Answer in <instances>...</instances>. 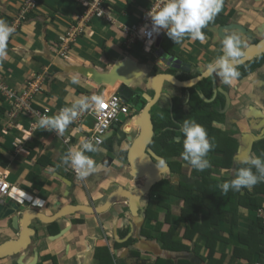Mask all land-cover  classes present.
Instances as JSON below:
<instances>
[{"label":"crops","instance_id":"crops-1","mask_svg":"<svg viewBox=\"0 0 264 264\" xmlns=\"http://www.w3.org/2000/svg\"><path fill=\"white\" fill-rule=\"evenodd\" d=\"M115 1L117 2L116 4L121 7V10H117V13L108 12L111 18L109 21L93 20L91 24L96 28L95 30L97 33L94 31V34L89 38L80 37L77 40L78 35H74V32L72 33L71 30L74 25L72 23L74 15L81 11L76 0H40L38 6L30 14L28 19L23 21L19 27L12 25V22L13 19L19 15V8L23 0H0V20L6 21L15 29L7 43V59L0 62V69L2 70L0 71V81L7 84L9 87L20 88L30 72L41 74L45 80L44 89L49 92L47 98L51 100V112L49 116L58 114L62 108L71 106L76 99L83 96H98L99 98H105L114 93L117 89L116 87L110 88L109 86H100L99 88H95L88 84L87 79L75 72L72 68L73 66L79 65H93L98 70H107V68H110L109 62H115L123 58H131L135 63H144V61H140L134 56L135 51L133 46L137 48L138 46L133 43L127 44L118 26L119 24L124 25L125 23V25H129L140 21L147 13L151 0H130V9H127L128 0ZM237 1L238 0H236L235 3ZM253 1H255L256 6L249 7L251 10L249 13L250 15L241 16V14H248V12L244 13V11L242 13V10L248 8L247 5L250 4L248 2L244 3L246 1H241L235 5V3L233 4V0H226V3L232 6L234 12L223 17L217 15L215 20L203 31L205 34L204 42L193 40L186 35L181 43L174 44V41L167 35H164L167 48L170 51H175L176 47L178 49L182 47L180 56H187L188 63L191 64L188 71L184 69L178 70L177 74L180 79L187 80L185 72H190L195 75L207 68L209 63L214 62L220 57L223 54L222 41L225 35L236 32L241 36L243 45L248 44V39L246 40L243 36L245 32L242 31V29L239 30L235 27L225 28L221 26L223 24L230 25L236 23L245 27V29H248L250 32L252 30L255 31V24L257 23L255 22V18H257L259 24L264 20L262 15L264 9L261 7L258 8L259 5L264 7V0ZM225 7L224 3L221 12L224 13L227 11ZM257 8L260 12L257 11L255 13ZM222 20L224 22H222ZM117 21L119 23L116 27L114 23ZM245 25H248L252 30ZM164 31L166 32V30ZM73 36L76 37L74 40L76 41L75 44L72 43ZM63 38L70 40L65 44L66 49H68L67 57H60L61 55L59 54L60 51H62ZM248 38L251 40V37ZM72 76L79 78L78 84L71 83ZM251 76L252 74H250L249 77ZM216 77L218 83L221 85L223 80L217 74ZM236 80L237 79H235L231 85L237 88L240 84L237 83ZM153 82V79H151L150 89H152ZM167 83L166 85L164 84L167 89L162 87L167 94H176L178 97H182L183 95L187 97L186 95L189 94L188 91H182L181 88L172 85L170 82ZM197 87L200 92L195 91L190 93V97L205 99L202 95V91L207 90L206 86L198 85ZM242 87L244 88L243 83ZM236 88L233 90L235 91ZM38 98L41 97L38 96ZM245 100L246 103L243 105L242 113L234 110L228 115L226 122H217V120L211 121L215 130H218L216 134H219L220 142L222 141L221 138H226L228 141H230L231 138L237 142V147L232 154L231 168H225L221 173L213 172V174L216 175L215 177L219 176L217 179H219L221 185L226 182L227 178L235 177V164H240L239 161L241 160L237 158V155L243 151L244 143H250L251 148L249 155L250 157H254L253 154H255V152L252 148L253 143L255 140H259L256 136L261 135L264 137L263 99L262 102L256 98H245ZM8 111L11 112L12 107L7 109V115L6 113L0 114V173L7 174L9 183L13 187L19 188L23 193L44 199L46 204L39 209L42 213L53 215L61 206L67 203H89L91 205L100 206L105 201L106 195L113 190L114 182L124 187L138 184L136 181L132 182L133 178H131L129 173L131 165L129 166L125 160H122L123 155L120 153V150H123V152L128 150L130 142L123 140V138L121 139V137L125 135V129L127 132L131 131V127L128 125L137 119L141 110L131 112L129 115L127 114V116H125L127 119L125 123L121 122L120 119H122V117L120 116L119 123H117L118 126H112L110 131L105 134V136H107L105 142L109 140L112 141L108 143L112 145L113 150L119 151L121 155L117 156L113 154L105 161V145L99 147L100 150L91 155V158L95 161L96 167L95 171L90 173L87 179H78L67 171L70 164H64L63 160L69 149L63 143L61 145L57 137L40 127L34 130L29 139L24 138V145L27 141L28 146L35 143L33 148L36 149L38 153L32 155L30 153L31 147H29L30 149H25V152H17L14 147V138L22 133L17 129L7 127L9 121ZM19 116V119H17L26 127L25 125L27 122L25 121L26 118L24 114H19ZM88 121L90 122L89 124ZM90 125L91 121L89 118H82L79 116L67 127L64 135L70 136L73 148L80 147V141L82 140L81 133ZM136 130H138V128H136ZM25 137H27V135H25ZM116 137H119L121 139L120 142H123L120 148L114 143L115 140H117ZM55 140L59 142L57 143L59 146L56 145ZM40 154L47 156L54 165L51 162L44 165L39 164L37 159L40 157ZM177 160L181 161L182 158L178 157ZM170 174L172 177H175L174 181L177 180L178 182L180 178L179 174L176 172ZM69 181H71V183ZM34 186H39V188H35ZM109 188L111 189L108 190ZM85 200L87 202H85ZM146 200L147 197H143L141 199V204L143 205ZM115 206L117 207L114 211H112V207L106 212L95 215L96 219H93L96 222L95 224L98 223V226L94 227V229L98 227V229L96 228V232L99 229L108 230L106 217L111 219L113 223L112 228L109 229L111 234L108 236V239L110 241L114 240V242L119 238L120 233L118 230L125 226L126 223L124 224V222H127L129 219H134L133 214L129 212V210L124 209L122 210L123 214H121L118 205ZM176 207L179 208V205ZM26 212L25 210L21 211L22 215ZM88 215L90 214L86 216ZM238 216L239 219L238 221L236 220L234 223L236 226L233 228L235 233L229 235L228 232L224 231L223 234L226 237V242H219L217 244L218 248L223 245L224 250H222V252L227 253V262L232 256V260L228 264H233L236 260L234 264L241 263L239 260L242 258L241 255H239V257L233 256L236 232L242 236L244 241L249 238L251 241L255 242V252L260 247V242L258 241L259 229H255V231L251 230L250 233L247 232V226L251 220V214H249L247 208L240 206L238 209ZM79 217V213H76L72 216L62 218V224H59V230L63 228V226H69L71 218L74 220ZM22 218L18 221L19 223H21ZM86 220L89 219L87 218ZM134 220V226L136 227L145 225L143 219H140V221H137L138 219ZM10 224L7 218H0V244L5 241L16 239L21 233V224L17 229L11 227ZM30 225L38 231V235L35 239V244L32 241L34 240V236L31 238L32 242L30 241L29 247L35 245V248L37 250L39 249V252L48 251L50 254H55L59 257L66 252L68 256L67 264H70L72 261L80 263L83 259L89 262L92 255V245L95 243L94 238L96 233L94 231L85 234L87 230H84V226L79 223L74 225V228L72 227L69 229V233H72L71 235L68 232L64 235L62 233L60 239L53 241V235H46L42 232L44 231L46 233L44 225L39 219H32ZM226 229H228V227H226ZM244 235H246V238ZM141 237L145 238V236L140 235V238ZM65 239L71 240L64 241ZM90 240V244H84ZM134 246L135 245H133V247ZM121 250L120 248L117 250L114 249L115 252H113L121 256L124 254ZM29 251L31 252V249H28V252ZM186 252L192 254L196 259L199 258L192 250ZM219 252L218 250V253ZM23 255L24 254H21L20 256ZM29 255L28 253L26 258L29 257ZM16 257L17 255L14 254L13 256L1 258L0 264H9L15 260ZM23 259H25V257Z\"/></svg>","mask_w":264,"mask_h":264},{"label":"trees","instance_id":"trees-1","mask_svg":"<svg viewBox=\"0 0 264 264\" xmlns=\"http://www.w3.org/2000/svg\"><path fill=\"white\" fill-rule=\"evenodd\" d=\"M39 2L40 0H37L35 8L38 6ZM116 3L117 2L115 0H112L109 1V3L105 4L107 12L117 13V10H121V7H119ZM130 4V0H128L127 9H130ZM22 5L23 4H21L19 8L20 10L22 9ZM79 7L81 8V11L84 9L80 4ZM34 9L29 10L25 14L24 18H21L19 20L17 27H19V25H21L23 21L28 19ZM17 18L18 17L16 16L13 19L12 25L16 24ZM95 19L103 20L104 18L94 16L93 20ZM222 22L224 21L222 20ZM72 23L74 25L76 24L75 19H73ZM118 23L119 22L117 21L116 23H114V25L117 27ZM131 25L132 24L125 25L124 23V26ZM120 31L122 32V30ZM81 37L89 38L88 35L85 34V32ZM124 39L125 41H127V36H125ZM260 61L264 62V54L238 66V70L240 71L241 75L247 74L248 71L252 70V67L254 65L259 66ZM0 71L2 70L0 69ZM169 71H171V69ZM189 74L190 75H187L186 73V79L193 76L192 73ZM190 90L191 93L195 91L200 92L197 85ZM48 95V90L44 89L39 91L34 95V98L30 99L31 105L35 109L39 110H43L44 107H50L51 100L47 98ZM38 96H40L41 98H38ZM6 98L7 97L5 94L0 93V114L6 113L7 115V109L11 108ZM196 106L198 110L189 120H195L196 122L204 126V128L207 130L210 141L215 145L214 149L211 150L207 156V159H209L210 161L211 167L205 169L204 171H196L188 164V162L183 160L181 155L183 151L184 139V136L181 132V126L183 122L181 123L178 112H176L173 116L165 113L161 118L157 119L156 117H154V125L158 130H160V132L158 136H155V139H157L155 140L152 148L156 153H158L166 160L170 172L173 171L180 173V178L178 180V183L173 184L174 180L163 177L161 181L153 186L152 192L155 193V196L157 198L155 199L149 197L142 210H140V213L142 219L145 222L146 220H149L152 221L154 225H152V230L147 229V226L144 225L139 229V232L141 235L145 236L148 239L158 241L163 250L171 252H186L188 250H192L195 255L199 256V260H201L203 264H228L231 262L232 256L231 259H229V261L227 262V253L222 252L221 247L218 248L217 244L219 242H226V237L223 234L224 231L228 232L229 235L235 233L233 228L234 226H236L234 223L239 219L238 209L240 206H243L247 208L249 214H251V220L249 221V224L247 226V232L250 233L251 230L255 231V229H259L258 241L260 242V247L255 252V242L251 241L249 238L244 241L242 239V236H240V234L236 232V237L234 239L235 247L233 248V256L239 257V255H241L242 258L239 259L241 263L238 264H255L257 262H263L264 235L262 232L261 218L258 217V212L264 211V181L255 185L251 190L244 188L241 191L229 190L227 195H224L222 193L220 187L221 184L219 183V179H217L219 178V176L215 177L216 175L213 174V172L215 171L217 173H221L225 168H231L232 154L237 147V142H235V140L231 139L230 137V141H228V139L226 138H221L222 141L220 142L219 134H216L218 130H215V127L212 125L211 121L217 120V122H222V113L219 114L217 111L214 113L209 112L210 104L203 101L201 98H198ZM24 117L27 119L26 115H24ZM9 119L12 120L11 117H9ZM17 120L18 119L16 118L15 121ZM108 142L112 141L109 140L106 143L109 144ZM27 144L28 141L25 142L24 148L26 147L25 149H30L29 147H31L30 153L32 155H36L38 151L33 148V146H35V143H32L31 146H28ZM252 148L255 152V154H253L254 157L259 156L261 158H264V137L257 141L255 140ZM86 154L91 157V155L94 153ZM39 156L40 157L37 159V162L39 164L44 165L51 162L47 156L42 154H40ZM178 157H181L182 160H177ZM122 160H125V162L127 160L126 150L124 151ZM51 163L54 165L53 162ZM243 166L244 165L242 164H235V172L237 173L238 169ZM253 171H255V169H253ZM231 179L232 178H227L226 182L230 181ZM34 187L39 188V186ZM165 199H168L170 203L166 202ZM176 200H179V204H177L179 205V208L171 205V202ZM152 201L156 203L157 215L155 216L154 213L152 214L150 212L151 204L153 203ZM163 209L166 211V213L162 214V218H160L162 220L159 221L158 217L160 216V214L158 213V211ZM172 210H175V212H172ZM152 211L155 212V207H153ZM83 220L84 216L81 213L80 217L74 219L73 221H75L76 224H81ZM162 222H164L166 227H162L159 224H162ZM125 223V226L118 230V232L120 233L119 236L121 238H123L130 230L129 224L127 222ZM226 227H228V229H226ZM148 230L151 231L149 232ZM154 230H156L155 233L152 232ZM45 231L46 235H55L59 231V228L57 224H50V226L48 225L45 228ZM104 232L106 234L110 233L108 230H105ZM244 237L246 238V235H244ZM35 239L36 238H34V240ZM135 240L136 238L129 237L128 240H125L121 243L115 242L114 247L121 248L125 245L130 244L131 242H135ZM112 249L114 248L108 246L104 242V238L102 236L98 237L93 253V256L97 263L118 264L115 260V255ZM218 250L220 251L219 253ZM32 251L33 253H35V261L39 257H41V262L39 264H42L43 261L51 256L46 251ZM127 254L130 258H134L136 260L135 263L132 262L131 264H175L172 259L163 256H155L154 260L151 262L149 255H147V258H145L142 256L143 254H141V252L138 250H129ZM123 264H126L125 260L123 261ZM177 264L200 263L196 260L192 261L190 259L179 258Z\"/></svg>","mask_w":264,"mask_h":264},{"label":"clouds","instance_id":"clouds-1","mask_svg":"<svg viewBox=\"0 0 264 264\" xmlns=\"http://www.w3.org/2000/svg\"><path fill=\"white\" fill-rule=\"evenodd\" d=\"M155 1L156 0H151L150 4L148 6V9H147V13L143 16V18H145L147 15L150 17L151 29L146 30L143 27L141 28V34L146 35L148 37H152L153 34H159V32H160V34L158 35L154 45H156L158 39H163L164 35L165 36L167 35L172 41H174V44L181 43L186 35L189 36L193 40H199L200 42H204L205 34L203 32V29H205L212 21H214L217 15H220L221 17L227 16V14H225V12L224 13L221 12L223 9L224 3L226 6L225 8H228V7L232 8L231 5H228V3H226V0H164L162 6L158 7L156 10H152L150 8ZM232 11L234 12L233 9H232ZM100 18H104V17H100ZM74 19L76 21V24L72 26L71 30H72V33L74 32V35H78L77 40L82 36V34L84 32H85V34L88 35V37L92 36L94 34V31L96 32V30L92 27V24H91L93 17L86 22H78V20L75 18V15H74ZM103 20H107V19L104 18ZM123 27H125L123 24H119V26H118V28L121 30ZM164 30H166V32ZM14 31H15V29L13 26L9 25L4 20H0V62L7 59V54H8L7 43H8L9 37L13 34ZM75 38L76 37L73 36V40H72L73 44L76 43V41H74ZM151 42H153V41L150 40L149 43H151ZM126 43H127V41H126ZM130 43H134L136 45L137 44L139 45L138 42H128L127 44H130ZM241 45H242L241 36L239 34H237L236 32H233L232 34L225 35L223 38V41H222L223 54L220 57H218L214 62L208 64V71L216 73L223 80V82L225 84H231L235 79H237L241 75L240 71L238 70L239 64L242 63L241 58L244 56V52L242 51ZM152 49H153V47H152ZM140 50H141V48H140ZM151 52H152V50H151ZM146 54H149V53H146ZM60 57H62V56H60ZM187 64H189V63H187ZM35 74H37V73H35ZM37 75L42 76L41 74H37ZM42 78H43V82H44L45 81L44 77L42 76ZM71 83L78 84L79 78L76 76H72L71 77ZM24 84L25 83H23L21 87H23ZM5 85H7V84H5ZM20 88H14L13 87V89H20ZM41 90H44V83L42 85ZM38 92H36L35 94H37ZM114 93H117V92H114ZM34 95L32 96V98H34ZM99 103H100V98L98 96H91V97L83 96L81 98L76 99L71 104V106L62 108L58 114H55L52 116L41 117L39 122H38L39 127L42 128L43 130L54 131L57 135H63L65 130L67 129V127L72 122H74L78 118V116H80L84 111L88 110L92 104H99ZM126 103H127V101H126ZM49 108L51 109V107H49ZM127 114L128 115L131 114V113H129V110H128ZM127 114H122V115L127 116ZM122 115H120V116H122ZM119 119L120 118H118V121L115 122L114 124L119 123ZM114 124H112L104 134H106L108 131H110V129L112 128V126ZM130 125L131 124L129 123L128 126H130ZM125 131H126V129H125ZM181 132L184 136L183 151L181 153L183 160L188 162V164L193 169H195L196 171H204L205 169H208L209 167H211L210 161H209V159H207V156H208L209 152L214 149L215 145L213 142L210 141V139L208 137L207 130L204 128V126H202L201 124H199L195 120L185 119L183 121L182 126H181ZM82 133H83V131H82ZM104 134L102 135V143L100 142V140H96L95 142L81 141L79 148H70L64 157L63 163L64 164H70L74 168V170L77 172L79 177H81V178L87 177L90 173L95 171L96 165H95V161L86 153H96L100 150L99 147L104 145V142H105ZM60 141L62 142V140H60ZM130 144H131V142H130ZM127 152H128V150L126 151V154H127ZM126 162H127V160H126ZM239 163L244 165V166L240 167L238 169V172L236 173L235 177L232 178L230 181L224 182L220 186L221 191L224 195H227L229 190L241 191L244 188L251 190L255 185L264 181V158H261L259 156L258 157L245 156V157L241 158ZM128 165L130 166L129 163H128ZM253 169H255V171H253ZM129 173H130L131 178H133L131 175V168H130ZM136 180L140 181L141 179L133 178L132 182H134ZM115 184H116V182H114L112 191H115V189L117 188V186ZM137 185H140V184L138 183ZM15 188L18 190L17 193L21 194V196L19 198H22L23 197L22 195H26L27 198L30 197L29 195L23 193L19 188H17V187H15ZM112 191H110V193ZM32 197H36V196H32ZM143 197H145V195ZM0 198L7 199L12 203L24 205L25 211L39 210L46 204L45 200L40 198V197H37V198L39 200L44 201L42 205H32V204H30V202L26 201V199H23L22 202H19L16 199H11V198L8 199L6 197H0ZM145 203L143 205H141V207H144ZM25 204H27L30 208L27 207ZM122 209L123 210L124 209L129 210L127 203H126V205H124V207ZM39 212H41V211L39 210ZM121 214H123L122 210H121ZM46 215H48V214H46ZM48 216H51V215H48ZM70 216H72V215H70ZM133 216H134V219H136V220L138 219L137 221L142 219L140 210H139L137 215H133ZM66 217H69V216H66ZM128 221L131 222V219H129ZM72 223H73V218L70 219V224L67 227L66 231L63 233V235L66 234L67 232L69 233V231H70L69 229L72 228L74 225H76V224H74V223L72 224ZM50 224H57V223L53 222ZM132 224L134 226L133 222H132ZM43 225H49V224H43ZM65 227L66 226H63V228H65ZM129 227H130V225H129ZM44 228H46V227H44ZM58 228H59V225H58ZM63 228H61L55 235H57ZM140 228L141 227L139 226L137 230L133 231L134 234L137 232L139 237L141 235L139 232ZM99 230H100V231H98L99 234L97 232V234L95 235V238H94L95 243L92 245V255H91L90 259L91 258L95 259L93 256V253L95 250V246H96V242H97L98 237L102 236L104 238V242L108 246H110L111 248H114L116 250L119 248L114 247L115 242L121 243L120 241L114 242V240L110 241L108 239V236L111 234L110 230H108L110 232L109 234H106L104 232L105 231L104 229L103 230L99 229ZM42 232L44 234H46L44 231H42ZM33 236H32L33 238L37 237V236H35V234ZM119 238L122 239L120 236H119ZM58 239H60V237L53 239V241H56ZM146 239H148V238H146ZM148 240H151V239H148ZM32 241L35 244V240H32ZM90 242H91V240H90ZM156 242H158V241H156ZM33 246H35V245H33ZM33 246H32V249L30 247H28V249H31V251L32 250L36 251L37 249L34 248ZM131 247H133V245ZM114 249H112V251H114ZM129 250H138L141 252V254L148 253L147 255L150 256V261L152 262L154 260L155 256H153L149 252H146L144 249H143L144 251L140 250L139 248H137V249L129 248ZM20 251H22V250H20ZM25 251L27 254L28 253L30 255L32 254L30 251L29 252L27 250H25ZM46 252H48V251H46ZM16 255H17L16 259L18 258V261H19V258H20L19 253H16ZM114 255H115V260L117 261L118 264H120L119 259H121L122 261L126 260L122 256H118L116 253H114ZM21 257H22L21 259L24 258V256H21ZM127 258H130L128 256V254H127ZM131 259H134V258H131ZM197 259H198L197 262H199L200 264H203L201 262V260H199V258H197ZM135 262H136V260L134 259V263ZM11 263H13V261ZM11 263H9V264H11ZM18 264H20V263H18Z\"/></svg>","mask_w":264,"mask_h":264},{"label":"water","instance_id":"water-1","mask_svg":"<svg viewBox=\"0 0 264 264\" xmlns=\"http://www.w3.org/2000/svg\"><path fill=\"white\" fill-rule=\"evenodd\" d=\"M223 25L221 27H235L239 30L242 29V31H244L247 35L250 34L245 29V27L239 24L232 23L230 25ZM253 33H255V31H253ZM160 41L161 39H158L156 43V47L158 48ZM241 47H244L243 43ZM250 49H253L254 51H251ZM243 52L244 56L241 58L242 63H245L251 60L254 56L264 52V38L261 39L255 45L245 47V50ZM109 65L110 68H107V70H98L93 65L73 66L72 69L78 74H80L82 77L87 79V83L95 88H99L100 86H109L110 88L116 87L117 89L115 88V92L120 94V96L127 101L128 99H130L133 90L139 87V85H136L137 80L141 79V76L143 77L146 74L148 65L146 63H135L131 58H123L120 60H116L115 62H109ZM187 65L189 64L181 63V65L177 64L174 67L186 70L188 68ZM209 74H211V72L207 70L202 75L187 81H179L172 74L163 72L150 76L151 79H153L154 81L152 84V90H154L155 96L154 98H151L150 96L146 95L148 103L140 111V114L138 115L137 119L131 122L130 127L138 128V134L131 141L127 152V162L131 165L132 177L136 179H142L145 177L144 183L134 186L132 188H125L122 185L116 183L115 185L117 186V188L115 189V191L109 193L106 196L103 204H101L100 206L91 205L89 203V205L67 203L61 206L56 211V213L51 216L39 212V210H28L25 214L22 215L21 211L25 209L24 205L12 203L6 199L0 198V218H7V221L9 222V224L11 222L10 226L13 228H19L18 226L20 224L22 227L21 233L16 239L5 241L0 244V259L13 256L16 253H19L20 250L24 251L28 249L29 244L31 243V237L34 234L35 236L38 235V231L30 225V221L35 218L39 219L42 224H50L55 222L59 225L62 224L61 219L65 218L66 216H70L75 213H83L90 215L101 214L103 212H106L108 209L114 207L115 205H118L121 213V207L126 205V203L128 205L129 212H131L133 215H137L139 210H142L143 208L141 207L142 197L147 194V192L150 191L152 187L161 180L162 172L165 173L168 170V166L162 159H160L161 164L153 161L151 155L154 157L155 155L154 153L152 154L150 150V143L152 142V138L154 135V123L151 118L150 108L156 102V97L162 89L163 82H170L171 84H176L179 87H189L195 84L201 78L208 76ZM147 87L149 89L151 88V86ZM134 104H136L135 101ZM114 125L113 127L118 126V124ZM106 137L107 136H105L104 134L105 139ZM262 137L263 136L261 135L256 136L257 139H260ZM250 148L251 147L249 142L244 143L243 151L237 155V158L241 159L245 156H250ZM69 182L71 183V181ZM21 218V223H19L18 221ZM128 224L130 225L129 232L124 238H117V241L122 242L133 233L134 226L132 222L128 221ZM67 227L68 226L63 228L57 235H53L52 238L55 239L60 237L62 233L66 231ZM135 234V237L139 239V244H137V248H139L140 250L144 249L146 252L151 253L153 256H163L170 258L175 264H177L179 258L190 259L192 261L198 260L192 254L187 252H171L163 250L160 244L155 240H148L144 237L140 238L137 232ZM121 256L126 259V264H131L132 262H134V259L127 258L126 253ZM19 257L22 258L21 256ZM85 262L86 261L84 260L83 264H85Z\"/></svg>","mask_w":264,"mask_h":264},{"label":"flooded vegetation","instance_id":"flooded-vegetation-1","mask_svg":"<svg viewBox=\"0 0 264 264\" xmlns=\"http://www.w3.org/2000/svg\"><path fill=\"white\" fill-rule=\"evenodd\" d=\"M244 3H247V2H244ZM249 4L250 5H247L248 8H244L242 10V13L244 11V13L248 12V14L247 15L241 14V16L250 15L249 13L251 12V10L249 7L250 6H252V7L256 6L253 3L252 4L249 3ZM232 9L233 8L228 7L225 14L230 15L233 12ZM256 12H257V9H256L255 13ZM255 22H257L255 24V33H253L252 31L250 32L247 29V31L250 34H248V35L246 33L243 34L245 39L246 40L248 39V44L244 45V47L242 48V51L245 50V47H248L250 45H255L261 39L264 38V20L262 22H260V24H259V21L257 20V18H255ZM245 26L247 28H249L248 25H245ZM249 29L252 30L251 28H249ZM260 29H261V32H259ZM121 33L124 35V37L127 36L123 31ZM249 36L251 37V40L253 39V41H251L248 38ZM165 42H166L165 38H163L160 41L159 48L156 47V45H154L153 49H152L153 50L152 54L150 56L151 59L150 58L147 59L148 61L150 60V62L144 61V63H146L148 65V69L146 70V74L144 75L145 79L141 78V79L137 80L136 85H139V87H137L133 90V93L131 94L130 99L127 100V105L130 107L129 113L134 112V111H138V110H142L144 108V106L148 103V100L146 99V95L150 96L151 98H154V96H155L154 90L149 89L147 87V86H150V83H151V77L150 76L163 72V73L172 74L179 81H186V80H182L178 77L177 72H178V70H180V68H175L174 66H176L177 64L181 65V63H188V57L187 56H180L175 51H172V50L170 51L167 48ZM181 50H182V47L180 49H178L177 51L182 52ZM262 54H264V52L254 56L253 58H256ZM242 64H240V65H242ZM190 65H188V68L186 69L187 71L189 70ZM170 69H171V71H169ZM207 70H208V67L205 68L204 70H201L197 74L191 76L187 80L198 77V76L202 75ZM252 72H254V73H252ZM185 73H187V75H190L189 74L190 72H185ZM250 74H252L251 77H249ZM247 79L250 81L249 82L250 84H248V85L252 86V91L250 88V90H246L245 92H243L242 81L247 80ZM237 80L240 82H238ZM237 80H236V82L240 84V85L238 84L239 86L237 88H236V86L234 87L233 85L225 84L224 82L221 83V85H220L217 81L216 73L211 72V74L201 78L195 84H193L189 87H179L173 83H172V85L181 88L182 91L183 90L188 91L189 94L191 93L190 89L194 88L196 85L197 86L198 85L206 86L207 90L202 91V95L204 96V98L206 100L205 99H202V100L210 104L209 112L214 113L217 111L219 114L222 113V115H223V121L222 122H226L228 115L230 113H232L234 110L240 111L241 113L243 112V105H245V103H246L245 98H256L260 102H262V99H263V101H264V62L260 61L259 66L254 65L252 67V70L248 71L247 74L241 75L240 77L237 78ZM203 82H206V83H203ZM164 84L166 85L168 83L163 82L162 87H165ZM165 88L167 89V87H165ZM234 88H236L235 91L233 90ZM162 89L156 97L157 98L156 102L150 108V114H151V118H152L153 123L155 120V119H153L154 117H156L157 119L161 118V117H163V115L165 113H168L171 116H173L176 112L179 113L178 116L180 117V120L182 123L185 119H190L194 115V113L198 110V108L196 106V104L198 102V98H192V97H190L189 94L186 95L188 98L184 97L183 94H182L183 95L182 97H178V95H176V94L169 95L164 91V89L162 91ZM249 93H251V95ZM163 94L166 96H164ZM134 101L136 104H134ZM130 130L131 131H129V132L125 131V135L123 137H121V139L123 138V140L131 142L137 136L138 130H136V128H130ZM159 132H160V130H158L156 128V126L154 125V135L152 138V142L150 143V150H151L152 154L154 153L155 157L151 155V158L153 159L154 162H157L160 164H161L160 159H162L166 163V165L168 166V163L166 162V160L163 157H161L158 153H156L152 148L155 140L157 139V138L155 139V136L156 135L158 136ZM121 139L118 137L117 140H115V142H114L118 146V148H120V146L123 143V142H120ZM104 145L106 148V152L104 153V155H105L104 160L105 161L108 159L109 156H111L113 154L117 155V156L124 154L123 150H120L121 154L119 153V151H115V149L113 150L112 145H110V144L105 143ZM117 153H119V154H117ZM126 156H127V154H126ZM183 170H185V169H183ZM169 172H170L169 169L165 173L162 172V174H161L162 178L163 177H167V178L172 177V175L170 173H172L173 171L170 173ZM178 174L180 177L179 172H178ZM173 180H175V179H173ZM144 181H145V177L140 180V184ZM152 189L150 191H148L147 194H145V197L149 198L150 196H153L151 194H155L154 192H152ZM131 222L134 223L135 220L132 219ZM47 226L48 225H44V227H47ZM49 226H50V224H49ZM135 235L136 234L132 233L129 237L135 238ZM128 238L126 240H128ZM136 241L139 242V239L136 238L135 242H131L130 244L123 246L121 248L122 249L121 251L123 253L129 252V248H131V246L134 245L136 243ZM33 247L35 248V246H33ZM30 248L32 249V246ZM27 251H28V249H27ZM64 251H65V248H64ZM31 253L32 254L26 258V255H27L26 251L25 250L20 251L19 255L24 254L23 256L25 257V259L19 258V261L21 263L18 261V258L13 260V261L16 262L15 264H18V263H20V264H39L41 262V257H39L35 261V259H36L35 253H33V251H31ZM50 255L51 256H49V258H47L45 261H43L42 264H67L68 263V260H67L68 256H67L66 252L61 257L54 255V254L53 255L50 254ZM92 260H95V259L91 258L87 264H90V262ZM83 263H84V261H81L80 263H77V261H72L70 264H83Z\"/></svg>","mask_w":264,"mask_h":264},{"label":"built area","instance_id":"built-area-1","mask_svg":"<svg viewBox=\"0 0 264 264\" xmlns=\"http://www.w3.org/2000/svg\"><path fill=\"white\" fill-rule=\"evenodd\" d=\"M77 3L83 6V10L78 14H75V18L78 22H86L92 17H104L107 20H111L108 15L107 8L105 4L109 3L110 0H76ZM37 0H24L22 9L19 11V15L14 26L16 27L21 18H24L25 14L35 8ZM164 0H156L150 9L156 10L158 7L162 6ZM150 11V10H149ZM148 11V12H149ZM145 28L146 30L151 29V20L147 15L141 21H138L131 26H125L122 28L123 32L127 35V43L128 42H138L141 50L144 53H150L153 45L156 42L158 35L153 34L152 37H148L146 35L141 34V28ZM67 40V41H66ZM153 41L149 43V41ZM69 39L63 38L62 51H60V55L62 57L68 56V49H66L65 44L69 42ZM24 86L20 89L9 88L3 82L0 81V93L6 95V100L8 104L12 107V111H8L9 119L7 123V127L14 128L19 130L22 134L14 138V146L17 152L23 151L24 148V138L29 139V137L33 134L34 130L39 127V120L43 116H49L51 109L49 107H44L43 110L35 109L30 102L32 96L42 89L43 78L35 73H30L28 77H26L24 81ZM129 110V106L126 101L118 94L112 93L108 97L100 98L99 104H92L91 107L84 111L80 117L89 118L91 121V125L86 127L81 133V141H92L100 140L102 143V135L108 130V128L118 121V118L122 114H127ZM19 114H24L27 116L26 122L27 124L24 127L23 124L19 122V120L15 121L16 118L19 119ZM79 117V116H78ZM6 130V129H5ZM53 136L62 140L63 144L67 146L68 149L73 148L70 136L57 135L54 131H49ZM27 135V137H25ZM80 141V142H81ZM100 143V144H101ZM99 144V145H100ZM70 174L77 177L78 179H82L78 176L77 172L70 165L68 170ZM17 189L7 181V174L0 173V197H6L8 199H16L19 202H22L23 199L30 202L32 205H42L43 200H39L37 197H26L20 193H17ZM258 217L261 218L262 223V232L264 235V211L258 212ZM255 264H264L263 262H257Z\"/></svg>","mask_w":264,"mask_h":264},{"label":"rangeland","instance_id":"rangeland-1","mask_svg":"<svg viewBox=\"0 0 264 264\" xmlns=\"http://www.w3.org/2000/svg\"><path fill=\"white\" fill-rule=\"evenodd\" d=\"M235 1L236 0H233V4L235 3ZM241 1H246V2H248V3H253V4H255V1H253V0H238L236 3H235V5L237 4V3H240ZM256 5V4H255ZM262 8V9H264V7H262V6H258V8ZM258 8H257V11L258 12H260L259 10H258ZM263 15V17H264V13L262 14ZM92 27L94 28V29H96L93 25H92ZM259 32H261V29L259 30ZM251 41H253V39L251 40ZM138 46V48L136 47V46H133V49H134V51H135V54H134V56L136 57V59H138V60H140V61H145V62H150V60L148 61L147 59H149L150 58V56H151V54H152V52L150 53V54H146V53H143L141 50H140V46L139 45H137ZM178 50V48L176 47V49H175V52L178 54V55H180V51H177ZM153 51V50H152ZM184 56V55H183ZM143 73V72H142ZM142 73H141V75H142ZM142 79H145V76H143V77H141ZM250 81L249 80H244V81H242V83L244 84V88H243V92H245L246 90H250V88H251V91H252V86L251 85H248V84H250L249 83ZM250 95H251V93H249ZM122 117V119H120L121 120V122H126L127 121V119L125 118V115H123V116H121ZM90 122L88 121V124H89ZM56 141V145L57 146H59V144H57V143H59L57 140H55ZM61 142V141H60ZM61 145H62V142L60 143ZM86 179L88 178V176L87 177H85ZM175 177H170V180H173ZM136 182L137 183H140V181L139 180H136ZM135 182V183H136ZM176 182H177V180L176 181H174L173 182V184H176ZM142 183H144V182H142ZM133 187V185L131 186V187H126L125 186V188H132ZM111 188H109L108 190H110ZM108 192V191H107ZM106 192V193H107ZM152 195V194H151ZM150 198H157L156 196H154V194H153V196H150ZM169 199V198H168ZM168 199H165L166 200V202H168V203H170V201L168 200ZM85 202H87L86 200H85ZM153 203L151 204V208H150V212L153 214L154 213V216L155 215H157V213H156V203L154 202V201H152ZM178 204V201L176 200V201H172L171 202V205L172 206H178L177 205ZM26 206H28L27 204H25ZM116 207L117 206H114L113 208H112V211H114L115 209H116ZM124 207V206H123ZM123 207H121V210H123L122 208ZM153 207H155V212L154 211H152L153 210ZM120 209V208H119ZM172 212H175V210H172ZM172 212H171V219H172ZM158 213L160 214V216L158 217L159 219V221H161L162 219H160V218H162V214H164V213H166V211L163 209V210H159L158 211ZM83 214V213H82ZM78 215V214H77ZM81 215V213H79V216ZM87 214H83V216L85 217ZM95 215H97V214H95ZM95 215H88V216H86L85 218H84V220H83V222H81V224L80 225H83L84 226V230H87V233H85V234H89V233H91V232H95L96 234H97V232L99 231H97L96 232V228L98 229V227H96L95 229H94V227L95 226H98V223L97 224H95L96 222L93 220V219H96V216ZM153 216V217H154ZM89 219V220H86V219ZM102 218H104V217H102ZM106 220H107V222H108V224H107V228H108V230L109 229H111L112 228V221H111V219L109 218V217H106ZM102 222V221H101ZM73 223L74 224H76V222L75 221H73ZM162 227H166L165 226V224H164V222H162V224L161 223H159ZM145 225L147 226V229H151L152 230V225H154V223L152 222V221H147L146 220V222H145ZM73 228H74V226H73ZM136 229H138L136 226H134V230H136ZM151 230H148L149 232L151 231ZM153 233H155L156 232V230H154V231H152ZM70 235L72 234L71 232L69 233ZM95 234V235H96ZM71 239H65L64 241H70ZM85 245L86 244H90V241H87V243L85 242L84 243ZM137 244H138V242L136 241V243L134 244L135 246L134 247H131L132 249H137ZM221 249L222 250H224V248H223V245L221 246ZM147 254L148 253H144L142 256L143 257H145V258H147ZM82 261H84V259L82 260ZM16 262H14L13 261V263H11V264H15ZM86 263H88V261H86L85 262V264ZM119 263L120 264H123V261L121 260V259H119ZM90 264H98L97 263V261L96 260H92L91 262H90Z\"/></svg>","mask_w":264,"mask_h":264},{"label":"bare ground","instance_id":"bare-ground-1","mask_svg":"<svg viewBox=\"0 0 264 264\" xmlns=\"http://www.w3.org/2000/svg\"><path fill=\"white\" fill-rule=\"evenodd\" d=\"M251 51H254L253 49H250ZM27 240V239H26ZM12 246H14V245H12Z\"/></svg>","mask_w":264,"mask_h":264}]
</instances>
